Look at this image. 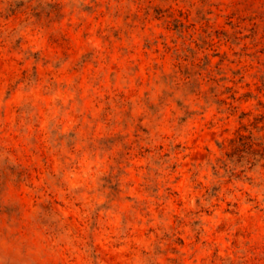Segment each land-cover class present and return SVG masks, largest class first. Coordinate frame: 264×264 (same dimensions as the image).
I'll return each instance as SVG.
<instances>
[{
    "label": "rangeland",
    "instance_id": "obj_1",
    "mask_svg": "<svg viewBox=\"0 0 264 264\" xmlns=\"http://www.w3.org/2000/svg\"><path fill=\"white\" fill-rule=\"evenodd\" d=\"M0 264H264V0H0Z\"/></svg>",
    "mask_w": 264,
    "mask_h": 264
}]
</instances>
